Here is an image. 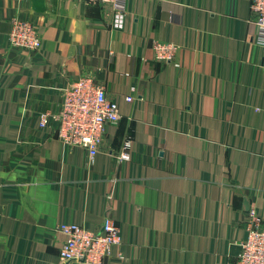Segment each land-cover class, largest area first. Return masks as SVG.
Listing matches in <instances>:
<instances>
[{"label": "crops", "instance_id": "obj_1", "mask_svg": "<svg viewBox=\"0 0 264 264\" xmlns=\"http://www.w3.org/2000/svg\"><path fill=\"white\" fill-rule=\"evenodd\" d=\"M125 4L117 29L109 5L0 0V264H62L57 227L100 233L106 218L122 236L106 264H236L249 211L264 219V52L250 0ZM14 19L37 27L40 51L9 45ZM156 41L176 47L171 61ZM83 76L122 115L92 161L56 123L40 126Z\"/></svg>", "mask_w": 264, "mask_h": 264}, {"label": "built area", "instance_id": "obj_2", "mask_svg": "<svg viewBox=\"0 0 264 264\" xmlns=\"http://www.w3.org/2000/svg\"><path fill=\"white\" fill-rule=\"evenodd\" d=\"M76 1L83 5L111 6L115 27L123 28L126 0ZM250 3L258 27L256 41L264 52V0H250ZM8 43L13 48L29 51H40L42 48L37 27L22 19L12 21ZM153 51L158 60L171 61L176 47L156 41ZM127 101H133V98L128 97ZM121 119L119 105L107 98L105 87L97 84L92 77L83 76L65 85L58 113L41 114L40 126L47 128L56 123L57 139L70 149H84L92 161L103 142L107 126L118 125ZM131 144L129 138L121 153V161H129ZM246 231L247 239L241 243L236 264H264V219L256 209L248 213ZM57 232L66 236L59 255L62 264H106L112 248L120 245L122 240L121 229L111 218L104 219L100 233L74 224L60 225Z\"/></svg>", "mask_w": 264, "mask_h": 264}, {"label": "water", "instance_id": "obj_3", "mask_svg": "<svg viewBox=\"0 0 264 264\" xmlns=\"http://www.w3.org/2000/svg\"><path fill=\"white\" fill-rule=\"evenodd\" d=\"M248 206L250 207V203H248ZM249 207H248V208H249ZM248 210H249V209H248ZM65 264H70V262H68V263H65Z\"/></svg>", "mask_w": 264, "mask_h": 264}]
</instances>
